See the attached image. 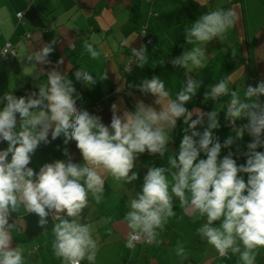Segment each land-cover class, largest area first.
I'll return each instance as SVG.
<instances>
[{
    "label": "clouds",
    "instance_id": "clouds-1",
    "mask_svg": "<svg viewBox=\"0 0 264 264\" xmlns=\"http://www.w3.org/2000/svg\"><path fill=\"white\" fill-rule=\"evenodd\" d=\"M17 15L22 19V12ZM237 19L232 9L201 14L184 30L185 41L191 47L169 61L186 73L175 98H171L158 76L145 78L139 84L122 83L117 91L125 86L136 88L155 97L153 103L158 108L137 101L134 110L121 111L114 103L109 125L102 123L99 116L77 108L80 97L74 95L72 80L56 67L46 73L33 67L27 73L40 81L38 92L17 97L9 90L0 97V141L7 144L0 149V264H24L23 248L13 246L15 224L9 222L11 214L21 208L38 217L37 226L45 231L51 219V247L62 264H81L84 260L95 264L98 243L91 225L80 222L89 198L100 203L106 177L124 184L137 180L138 173L132 169L145 151L164 157L181 118L187 127L183 129L178 154L167 159V167L149 168L141 190L128 201L129 210L124 216L129 229L128 246L141 240L159 243L160 232L169 218L176 216L174 206L178 202L185 215L203 218L196 234L220 256L231 253L238 256L241 264H255L259 250L264 249V151L257 150L264 148V102L260 99L264 96V81L255 87L246 86L242 95L229 87L234 81L228 79H221L204 92L205 102H222L225 120L233 125L234 135L223 143L213 131L220 128V110L200 111L192 119L193 112L185 106L202 84L191 73L205 67L206 45L214 38L222 40ZM54 44L50 41L36 51L22 56L12 51L11 55L26 58L29 65L48 64ZM121 45L127 46L128 41L122 40ZM10 48L9 43L0 52L8 54ZM84 49L92 59L100 55L87 41ZM145 52L143 46L133 48L125 69L130 72L131 64L143 68L148 60ZM62 63V59L57 61ZM42 75L46 80H40ZM74 77L84 85H94L97 79H106V74L97 77L80 67ZM223 97L228 99L222 101ZM241 120L247 122L236 126ZM197 125L203 131H198ZM245 133L252 139L246 151L240 152L237 142ZM49 134L53 140L62 137L65 146L74 141L82 162L74 163L65 147L67 160L45 162L38 172L30 167L38 145L50 143ZM234 144L236 154L243 155L245 163L237 164L233 158ZM222 148L229 149L223 157ZM201 153L206 158H200ZM241 174H247L246 181ZM176 255L187 258L182 242L177 243Z\"/></svg>",
    "mask_w": 264,
    "mask_h": 264
},
{
    "label": "crops",
    "instance_id": "crops-1",
    "mask_svg": "<svg viewBox=\"0 0 264 264\" xmlns=\"http://www.w3.org/2000/svg\"><path fill=\"white\" fill-rule=\"evenodd\" d=\"M219 8L234 10L238 19L222 40L214 38L206 45L205 67L191 73L202 84L185 106L193 112V117L200 111L220 110V128L213 131L223 143L234 133L221 110L222 102H205L203 94L221 79L234 81L229 83V87L238 90L241 95L246 86L255 87L258 82L264 81V0H232L230 3L226 0H0V46L4 41H10L16 46L17 56H22L55 41L54 51L48 56L51 63L48 64L29 65L26 58L21 60L17 56L0 59V97L9 90L17 97L38 92L40 81L27 73L33 67L41 73L56 67L72 80L76 89L74 95L80 97L76 103L99 116L105 125L110 124L111 105L114 103L121 111L134 110L137 101L158 108L153 103L155 97L151 95L142 94L136 88L125 86L120 91L117 88L125 82L139 84L145 78L158 76L165 82L171 98H175L186 73L169 61L191 47L185 41L184 30L201 14ZM17 12L23 13L21 21L16 18ZM142 29L151 38L150 44H145V38L140 33ZM122 40H127L128 45L122 46ZM85 41L92 43L100 52L96 59L85 51ZM141 46L146 49L147 64L143 68L136 66L130 72L125 71L129 52ZM60 59L63 63L57 64ZM80 67L97 77L105 73L106 79H97L94 85H84L74 77L75 70ZM40 80H46V75H42ZM221 99L226 101L228 98ZM260 99L264 102V96ZM97 105H100L99 109ZM0 107L3 105L0 104ZM246 122L237 121L236 126ZM186 127L182 118L177 120L171 134L173 139L168 143L164 157L150 155L147 151L139 155L132 169L138 173L137 180L124 184L106 177L100 203L89 198V206L84 209L80 222L91 225L93 229V238L98 243L95 264H241L238 256L229 253L228 257H221L213 246L202 240L196 229L204 222L203 218L185 215L178 202L174 206L176 216L169 218L160 232L159 243L128 246L129 229L124 221L129 210L128 201L141 190L143 177L149 168L167 167V159L178 154ZM197 130L203 131V127L200 125ZM251 139L245 133L237 142L240 152L246 151ZM49 140L46 145L41 143L32 156L29 166L35 171L45 162L67 160L63 154L65 147L74 163L82 162L74 141L65 146L62 137L53 140L50 134ZM6 147V142L0 141V149ZM231 150L237 164L245 163V157L236 154L235 144ZM257 150L264 151V148ZM228 151L222 148L221 157ZM200 158L206 157L201 153ZM241 175L246 181L247 174ZM168 179L171 182L170 176ZM37 219L22 208L11 214L9 222L15 224L13 246L23 248L24 264H62L51 247L53 222L49 220L45 231L37 226ZM178 241L184 245L186 259L176 255ZM81 264L89 262L84 260ZM255 264H264V249L259 250Z\"/></svg>",
    "mask_w": 264,
    "mask_h": 264
},
{
    "label": "built area",
    "instance_id": "built-area-1",
    "mask_svg": "<svg viewBox=\"0 0 264 264\" xmlns=\"http://www.w3.org/2000/svg\"><path fill=\"white\" fill-rule=\"evenodd\" d=\"M18 13H21V12H17L16 13V18L19 20V21H21L22 19H19L18 18ZM22 18H23V13H22ZM141 35L145 38V44H150L151 43V38L149 37V36H147V34H145L146 33V31H145V29H142L141 30ZM29 35H27V37H28ZM11 44V48L10 49H8V54H4L3 52H0V59L1 60H5V59H7L8 57H13L14 55H11V53H12V51H15L16 52V46L14 45V44H12L10 41H4L3 42V44L0 46V50H3L5 47H6V45L7 44ZM133 56V55H132ZM132 56H130V58H129V60L126 62V64H125V66H124V69L127 67V65H128V63H129V61L132 59ZM133 66V64H131L130 65V67H132ZM125 71H127L126 69H125ZM193 77V76H192ZM186 79V77H184V80ZM193 79H194V77H193ZM76 106H77V108H81V109H83L79 104H77L76 103ZM97 107H98V109H99V107H100V105H97ZM18 119V118H17ZM192 119H196V117H193ZM228 125H229V127L230 128H233V125L232 124H230L229 122H228ZM199 126L200 125H197V129L199 128ZM38 147H40V145L38 146ZM39 171V170H38ZM37 171V172H38ZM135 243H140V244H151V243H147V242H144V241H136V242H134V244ZM133 244V245H134ZM132 247V246H131ZM219 255V254H218ZM220 256V255H219ZM222 257V256H221ZM223 257H228V255L227 256H223ZM126 264H134V263H132V262H127Z\"/></svg>",
    "mask_w": 264,
    "mask_h": 264
},
{
    "label": "trees",
    "instance_id": "trees-1",
    "mask_svg": "<svg viewBox=\"0 0 264 264\" xmlns=\"http://www.w3.org/2000/svg\"><path fill=\"white\" fill-rule=\"evenodd\" d=\"M227 1V3H230L232 0H226ZM133 55V53H132V50L129 52V56H128V60H129V58H130V56H132ZM127 60V61H128ZM136 67V65L135 64H133V66L131 67V69H133V68H135ZM185 77V76H184ZM196 117V116H195ZM147 245V244H146Z\"/></svg>",
    "mask_w": 264,
    "mask_h": 264
}]
</instances>
